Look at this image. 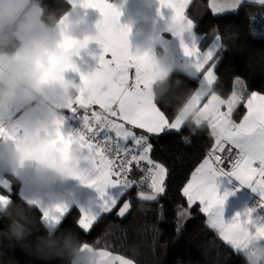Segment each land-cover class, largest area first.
<instances>
[{
  "label": "snow or ice",
  "instance_id": "1",
  "mask_svg": "<svg viewBox=\"0 0 264 264\" xmlns=\"http://www.w3.org/2000/svg\"><path fill=\"white\" fill-rule=\"evenodd\" d=\"M189 0H159L160 6L171 9L174 19L184 20L188 32L187 39L181 38L180 47L185 57L179 65V72L186 73L187 76L194 77L205 68L210 61H214L215 52L222 49L219 37L214 42L213 47L209 48L203 55L197 48L196 36L193 34L194 23L185 15V8ZM85 7L96 8L100 12L98 25L101 30L102 38L99 45L102 49L98 56L99 71H111L113 79L111 85L100 92L88 89V78L81 77L84 80V86L80 89V94L76 98L74 105H69L70 111H76V106L87 112L92 105H99L101 112L93 111L91 115L85 114L81 117L82 129L65 137L59 130L57 131V141H59L60 151L64 152L68 143L76 140L82 148V158L87 162L92 170L90 179H84L78 171H73L85 185L90 186L96 192V197L88 201L85 205L70 206L67 203H55L43 205L39 200L29 199L24 196L29 205L39 208L42 212L43 226L53 227L58 231V226L62 220L70 213L73 207L79 208L81 216L76 222L79 229L87 232L97 221L102 213H109L118 203L119 199L126 194L134 185L127 179L129 165L132 162L137 164L146 161L150 166L148 173L151 177V194L140 192L138 198L141 200L152 201L165 191V178L168 169L161 163H157L150 158V153L154 150L150 143L151 137L170 136L179 133L185 124V117L176 115L169 119L165 111L157 106L155 98L149 91L152 78L142 74V67L148 57L147 53L139 56H133L129 51L128 28L127 26H117L119 9L108 0H82ZM264 4V0H259ZM242 4V0H224L222 3H213L212 11L214 13H223L225 11H236ZM72 41L66 40L64 47L72 45ZM110 54L111 59H106ZM57 59H52V65L55 67ZM67 68L75 69V66L64 62L60 64L58 70ZM135 70L134 79L130 82L129 70ZM216 80L214 67H208L203 72V78L200 81V87L192 94L190 103L185 106L187 113L193 107L198 109V116L194 121L196 126H200L207 121L211 129V135L215 137L214 149L224 151L225 144H230L238 150V156L232 165L230 172H223L218 169L216 163L222 162L221 156L215 155L212 158H206L203 163L192 174V178L182 189L183 196L187 198V203L191 207L196 201H199L201 211L207 213L209 225L212 228L219 229L220 236L230 244L236 251L240 252L253 239L264 240V219L260 216H253L255 208L245 207L243 211L235 213L228 221L223 216V205L226 197L230 194L225 190L222 194L218 193V178L225 177L231 183L232 179L238 181L239 185H246L253 192L259 194L264 201V95L253 91L246 102L247 115L239 123H234L231 114L236 105L241 103L242 94L233 92L228 100L221 99L210 89ZM237 83H240L238 80ZM207 102L203 107L202 99ZM226 107V111L221 109ZM109 117H117L132 125L135 128L143 130L147 135H136L125 123H117L116 120ZM59 129V122H58ZM103 132L104 140L101 142L95 140L97 134ZM115 133L117 141L131 140L134 147L124 148V157L119 165L115 164V159L119 156L109 158L106 153L111 152L112 136ZM91 134V135H89ZM95 140V142H93ZM187 143V138H182ZM55 143V142H53ZM104 145H108L105 147ZM118 152L120 144L116 143ZM232 151L231 148L228 149ZM138 152L136 155L134 153ZM131 159H128V154ZM258 165V166H257ZM113 176L116 179H113ZM125 177L120 179V177ZM0 189H10L7 180H0ZM11 202L10 193H0V205ZM264 207V205H261ZM130 209V202L126 201L117 213L118 217H124ZM179 216L180 213L178 212ZM64 231H71L66 229ZM63 231V232H64ZM61 232V234H63ZM107 264L112 261H118L119 264H133L129 259L121 256L109 257V253L100 252Z\"/></svg>",
  "mask_w": 264,
  "mask_h": 264
},
{
  "label": "clouds",
  "instance_id": "2",
  "mask_svg": "<svg viewBox=\"0 0 264 264\" xmlns=\"http://www.w3.org/2000/svg\"><path fill=\"white\" fill-rule=\"evenodd\" d=\"M58 4L59 0H53L52 5L45 0H0V162L10 167L13 182L39 191H47L69 176L84 184L73 171L84 179L91 178L93 173L88 165L81 166L82 148L76 140L68 143L64 152L60 151L57 131L65 137L71 134L61 130V109H69V105L76 103L84 86L81 77L88 78V89L95 92L108 88L113 79L111 71H99L98 57H94L95 64L90 70L80 72L78 82L65 76L72 68L58 70L65 61L76 69L73 57L87 50L90 43L99 44L102 38L100 19L90 23L83 12L76 10L92 7L75 0V8L69 5L58 11ZM165 24L171 37L179 41L182 37L187 39L184 20L174 19L170 14ZM117 26L127 25L121 24L118 17ZM66 40L73 42L68 48L64 47ZM129 51L133 56L148 54L142 74L152 78L149 91L156 99L166 90L174 72L166 51L151 45H137ZM53 58L57 59L55 67ZM190 100L191 97L178 109L177 115L194 123L198 109L184 111ZM13 104L24 106L6 115ZM28 198L38 200L37 196ZM27 211L23 204L0 205V217L10 220L7 229L0 230V236L25 246L30 235ZM44 230L45 235L29 246L34 254L60 259L63 264H107L93 244L81 240L74 232L61 234L48 225ZM240 254L244 264H264V240H251Z\"/></svg>",
  "mask_w": 264,
  "mask_h": 264
},
{
  "label": "trees",
  "instance_id": "3",
  "mask_svg": "<svg viewBox=\"0 0 264 264\" xmlns=\"http://www.w3.org/2000/svg\"><path fill=\"white\" fill-rule=\"evenodd\" d=\"M45 3L52 5L53 0H45ZM69 5L68 0H59L58 11ZM186 14L202 36V47L214 38H220L222 49L214 58L217 79L212 91L224 99L233 92L242 94L241 103L233 112L235 120H239L246 112L248 95L253 91L264 93V37L251 32L254 21L264 16V4L245 2L234 12L216 14L210 7V0H191ZM198 84L199 78L175 69L166 90L155 101L171 120ZM185 137L187 143L182 140ZM150 143L154 149L150 158L168 169L163 193L152 201L139 199L141 189H150L138 186L142 169L150 166L132 162L128 177L134 186L109 213H102L90 230L84 232L76 224L81 215L79 208L73 207L58 226V232L71 229L96 249L121 254L136 264H244L240 252L207 224L200 205L195 203L189 207L182 193L196 166L215 144L209 126H196L186 121L179 133L159 138L153 136ZM8 178L11 188L0 191L10 193L12 203L27 207L30 235L25 246L0 236V264H63L60 259L43 258L31 251L29 246L35 244L37 237L45 235L42 212L27 205L19 193V185L12 181L10 174ZM126 201L130 202V209L124 217H118L119 208ZM9 223V218L0 217V230H6Z\"/></svg>",
  "mask_w": 264,
  "mask_h": 264
},
{
  "label": "crops",
  "instance_id": "4",
  "mask_svg": "<svg viewBox=\"0 0 264 264\" xmlns=\"http://www.w3.org/2000/svg\"><path fill=\"white\" fill-rule=\"evenodd\" d=\"M70 5H72L75 8V0H68ZM108 2L114 4L120 11L119 20L121 24H125L129 28V49L135 48L137 45H151L154 48L162 47L165 51L167 56L169 57V61L173 65V69L179 70V65L184 61L185 57L183 56L182 49L180 47V41L175 38L171 37L170 34L166 30V24L165 20L166 18L171 14V9L163 8L159 5V0H108ZM191 0H189L186 8H185V15L188 19H190L187 14L186 10L188 5L190 4ZM224 0H210V7L212 9L213 3H222ZM245 2H258L259 0H242V4ZM77 11L83 12L88 19V21L95 22L96 20H99L101 18L100 12L96 8H87V9H76ZM225 12H231V11H225ZM223 12V13H225ZM220 14V13H216ZM141 17H147V19H141ZM194 23V22H193ZM193 34L196 36L197 40V48L201 55H203L205 52L209 50V48L213 47L214 42L217 40V37L214 38L207 46L202 47V36L198 34L195 30V23L193 27ZM220 39V38H219ZM221 43V40H220ZM102 49L99 44L96 42H92L88 45L87 50H81L80 53L77 56H74L73 59L76 64V70L69 69L65 72V76L73 78L75 81H79L80 72L90 70L93 65L95 64L94 57H98L101 53ZM218 52H215L214 58L216 57ZM106 59H111L110 54L106 55ZM215 65L216 63H213V61L208 62V64L205 65V68L201 70L200 73H198L196 76L199 78V84L197 89L201 86L200 81L203 78V72L206 71L208 67H214V75L216 76L215 72ZM217 79V76H216ZM216 81V80H215ZM214 81V83H215ZM213 83V84H214ZM213 86V85H212ZM212 86L210 89L211 93L216 92L212 91ZM196 89V90H197ZM195 90V91H196ZM257 92V91H255ZM258 94L264 95V93L257 92ZM251 95V93L248 95V97ZM219 96V95H218ZM223 100H228L222 98ZM247 97V99H248ZM245 101V106L246 102ZM156 102V101H155ZM207 102V99L204 98L201 101V104L198 106L203 107V104ZM239 105V104H238ZM236 105L234 109L238 106ZM24 105L22 104H13L10 106L8 113L6 115H11L18 111L20 108H22ZM76 107L80 108L78 105H75ZM158 106V104H157ZM159 107V106H158ZM92 111L101 112L99 105H92L90 107ZM233 109V112H234ZM222 111H226V107H223L221 109ZM63 113V122L61 126V130L64 134L71 133L75 135L76 130H74L69 125V118L68 115L72 112L67 108L61 109ZM80 112H84L87 115H91L88 112H85L84 109L81 108ZM247 115V108L244 115L239 119L235 120L233 113L231 114V119L234 123H239L243 117ZM117 118V117H114ZM2 119V118H0ZM186 122V121H185ZM120 123H125V126L127 128H130L136 135H141L145 132L143 130L135 128L132 125H127L126 122L120 121ZM201 125H208L207 121L203 122ZM131 141V140H129ZM137 153L136 155H138ZM213 156L209 155V151L207 153V156L196 166L192 174L195 172V170L203 163V161L206 158H212ZM136 163V162H135ZM158 163V162H157ZM137 164V163H136ZM139 165H147L146 161H141L138 163ZM81 166H87L86 161H81ZM218 169H221L219 165L216 163L215 165ZM258 166V165H257ZM223 170V169H221ZM232 170V167L229 170H223V172H230ZM11 173V169L8 165L4 164L3 162H0V180H7L11 186V180L8 178V174ZM192 174L190 175L188 181L185 183V185L189 182V180L192 178ZM113 179H116L115 176H113ZM232 180H235L233 178ZM218 193H223L226 189L230 191V194L226 197L224 205H223V216L225 221H228L235 213L239 211H243L245 207H250L246 198L248 195V190L250 192H253L251 188H249L246 185H241L240 187L236 188L231 183L228 182L227 178L220 177L218 178ZM184 185V186H185ZM183 186V188H184ZM11 188V187H10ZM151 190V189H148ZM0 193H3L0 191ZM19 193L24 198V196L31 197V196H37L38 200L43 205H51L55 203H67L70 206L73 205H85L90 201L91 199L96 197V192L93 188H91L88 185L81 184L79 180L74 176L66 177L64 180L58 182L56 185H54L51 189L47 191H39L34 188H24L19 186ZM256 193V192H254ZM5 194V193H3ZM258 194V193H256ZM259 195V194H258ZM25 199V198H24ZM26 200V199H25ZM195 203H199V201H196ZM194 203V204H195ZM202 206L200 205V208ZM251 208V207H250ZM204 213V212H203ZM206 217V222L209 225V217L207 213H204ZM81 216V215H80ZM253 216H260L257 210L255 209V212L253 213ZM261 217V216H260ZM262 218V217H261ZM210 226V225H209ZM212 228V227H211ZM215 230L219 235V229L212 228ZM96 249V248H95ZM99 252H107L109 253L110 258H114L116 256L124 257L125 259H129L121 254L111 252L106 249H96ZM131 260V259H129ZM132 261V260H131ZM133 264H136L134 261H132ZM112 264H119L118 261L113 260Z\"/></svg>",
  "mask_w": 264,
  "mask_h": 264
},
{
  "label": "built area",
  "instance_id": "5",
  "mask_svg": "<svg viewBox=\"0 0 264 264\" xmlns=\"http://www.w3.org/2000/svg\"><path fill=\"white\" fill-rule=\"evenodd\" d=\"M251 32L258 36V37H264V16H259L254 23L251 26ZM135 76V70L134 69H130L129 70V79L130 82L134 79ZM81 108L76 107V111H72L69 115V125L74 129V130H78V129H82V121H81V117L85 115L84 112H80ZM88 113L91 114V112H93L91 109H89L87 111ZM87 114V113H86ZM110 119L116 120L117 123H120V119L118 118H114V117H109ZM112 136V143H111V152L110 153H106V155L109 156V158H114L119 156L120 158L115 159V164L119 165L121 162V159L124 157L125 153L123 152L124 148H133L134 145L131 142L128 141H123V140H119L117 141V138L115 137V133L111 132L109 133ZM144 134V133H143ZM91 135V134H89ZM147 135V134H144ZM95 140H99V141H103L104 140V135L103 132L97 134V136L95 137ZM95 140L93 142H95ZM119 143L121 148L120 151L118 152L117 148H116V143ZM105 147H107L108 145H104ZM231 148L232 151L229 152L228 149ZM131 154H128V159H131ZM135 154V153H134ZM209 155L211 156H215V155H219L221 156V161L217 163L219 165V167L223 170H229L232 165L235 162V159L238 156V150L233 148L230 144H225V148L224 151H220L218 149H211L209 150ZM129 167V166H128ZM148 169L149 168H143L142 171V176L141 179L138 182V186L142 187V188H149L150 182H151V177L150 174L148 173ZM129 173V171H128ZM128 173H127V179L129 180L128 177ZM125 177H120V179H124ZM232 185L236 188L240 187L241 185L238 184V181L233 180L232 181ZM248 204L250 207H253L257 210V212L259 213V215L262 217V219H264V207H262L261 205H264V201L261 200L260 196L254 192H250V190H248V195L246 198Z\"/></svg>",
  "mask_w": 264,
  "mask_h": 264
},
{
  "label": "rangeland",
  "instance_id": "6",
  "mask_svg": "<svg viewBox=\"0 0 264 264\" xmlns=\"http://www.w3.org/2000/svg\"><path fill=\"white\" fill-rule=\"evenodd\" d=\"M144 134H147V133H144ZM214 148H212V150H213ZM233 181V180H232ZM140 192H143V193H145V194H151V190H146V189H141L140 191H139V193ZM123 205V204H122ZM121 205V206H122Z\"/></svg>",
  "mask_w": 264,
  "mask_h": 264
}]
</instances>
